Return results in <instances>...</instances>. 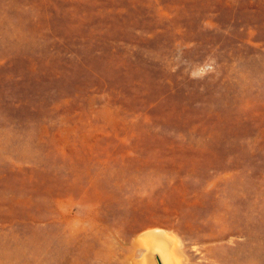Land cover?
<instances>
[{
	"label": "rangeland",
	"instance_id": "rangeland-1",
	"mask_svg": "<svg viewBox=\"0 0 264 264\" xmlns=\"http://www.w3.org/2000/svg\"><path fill=\"white\" fill-rule=\"evenodd\" d=\"M152 231L264 264V0H0V264H163Z\"/></svg>",
	"mask_w": 264,
	"mask_h": 264
},
{
	"label": "bare ground",
	"instance_id": "bare-ground-1",
	"mask_svg": "<svg viewBox=\"0 0 264 264\" xmlns=\"http://www.w3.org/2000/svg\"><path fill=\"white\" fill-rule=\"evenodd\" d=\"M150 234L151 237L150 239L148 238V240L151 243L152 248L160 255L162 263L166 264L171 258L170 257L171 246L169 240L165 237V235L162 232L152 231ZM148 264H154V262L148 261Z\"/></svg>",
	"mask_w": 264,
	"mask_h": 264
}]
</instances>
